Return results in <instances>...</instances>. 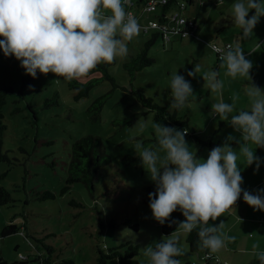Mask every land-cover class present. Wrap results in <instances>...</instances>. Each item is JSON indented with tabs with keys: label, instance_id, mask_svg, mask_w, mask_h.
I'll return each mask as SVG.
<instances>
[{
	"label": "rangeland",
	"instance_id": "obj_1",
	"mask_svg": "<svg viewBox=\"0 0 264 264\" xmlns=\"http://www.w3.org/2000/svg\"><path fill=\"white\" fill-rule=\"evenodd\" d=\"M127 1L128 4L135 1L131 10L139 20L136 0ZM185 1L176 0L177 4L173 3L169 11H177L178 3ZM194 2L195 7L198 6L196 10L187 4V8L180 11L188 17L193 16L196 22L193 33L173 34L169 40L163 41L158 38L148 50V56L154 59V63L138 71L133 81H129L123 63L140 50L147 39L144 33L127 42L128 54L123 58L118 57L109 67L114 88L110 80H103L91 89L87 97L75 101V90L67 86L68 80L52 73H39L24 90L25 100H19L21 95L18 92L6 97L1 110L6 125L1 153L6 158L0 159V186L7 189L13 201L0 206V230L10 223L19 226V230L0 236V258L7 261L25 257L33 259L39 252L43 254V248L36 239L45 237L44 242L54 248L56 261L68 258L76 264H91L95 260L96 247L102 244L116 247L129 241L138 247L137 259L149 262L144 255L145 249L171 236L178 237V246L183 252L182 256L174 259L181 260L182 264L203 263L196 252L189 250L186 233L178 229V223L171 233H163L161 224L152 218L149 205L144 203L146 186L155 188V183L142 166L135 152V143L141 141L146 148L156 144L152 127L155 121L154 114L145 112L133 91L142 89L153 102L165 105L173 112L175 109L170 107V74L176 71L178 75H183L190 82L193 92L184 108L178 109L177 113L187 118L189 126L195 131V138L185 135L195 158L207 160L209 149L204 144L207 139L220 147L227 143L234 152L239 153L243 143L242 133L229 123L231 116L228 120H222L212 113V104L218 102L220 96L208 89L202 75L209 70L219 72L218 78L225 85L223 100L231 103L232 94H239L237 109L248 106V98L244 95L245 85L254 84L264 92V16L252 29V35L240 40L242 30L233 23L230 12L235 0ZM148 15L153 19L152 12ZM226 43L234 46L240 44L245 58L252 63L249 71L251 79L239 76L232 79L224 75L226 69L221 67V61H217L210 46L221 47ZM197 64L201 66V72L189 77L187 72ZM26 76L20 61L14 56L7 58L0 54L1 86H11L17 91L22 78ZM97 76L100 74L96 72L79 81ZM55 91L58 94L57 105L43 108L44 99L50 98ZM107 92L110 95L105 100L99 119L90 120L92 113L87 111L90 103ZM26 101L37 111V123L27 110L12 114L13 109L22 108ZM136 113L138 118L131 125L115 123ZM137 122L146 123L143 132L139 131ZM86 134L101 138L104 150L111 158L110 163L97 171L93 191H88L81 183H73L61 193L65 186L64 162L68 160L69 146ZM229 136L233 139L228 140ZM42 140L50 143H43ZM253 152L260 158L259 168H256L255 162L251 165L243 163L241 158L238 169L243 178L241 189L256 194L264 189V183L255 187L258 181L264 182V147H254ZM46 190L52 193L53 198H43ZM235 208L208 222L210 226L223 222L222 231L236 237V244L226 242V247L215 253L216 264H260L258 252L254 256V252L245 251L249 245L245 242L259 234L261 215L256 213L252 216L243 205ZM125 220L136 223L138 230L130 229ZM258 249L264 251V248ZM109 264L118 263L112 259Z\"/></svg>",
	"mask_w": 264,
	"mask_h": 264
},
{
	"label": "clouds",
	"instance_id": "obj_2",
	"mask_svg": "<svg viewBox=\"0 0 264 264\" xmlns=\"http://www.w3.org/2000/svg\"><path fill=\"white\" fill-rule=\"evenodd\" d=\"M126 2L0 0V37L4 38L0 40V50L6 57L14 56L20 61L25 73L33 78L39 72L52 73L68 81L79 80L100 63L111 64L128 54L127 42L139 35L140 25L144 23L126 12ZM250 10H254L251 17L248 16ZM230 12L233 23L242 30V40L252 35V29L264 16V0H235ZM214 51L218 54L219 59L215 55L217 61L226 69V77L251 79L252 63L245 58L239 43L216 47ZM200 72L201 66L197 64L187 75L192 77ZM170 75V107L182 109L193 92L191 84L176 71ZM202 77L208 89L220 96V100L212 104V113L222 120L231 116L229 123L242 133L239 153L225 143L223 147H214L206 161L197 160L185 140L186 131L154 122L156 144L146 148L137 141L135 152L155 183V192L148 196L152 218L163 224L179 208L185 219L182 222L171 220V223H178V229L185 233L197 230L201 248L213 254L225 248L226 242H234L236 237L222 231L223 222L216 226L208 222L232 208L242 191L245 203L254 210L264 211V195L261 194L264 189L256 194L242 190L243 178L238 169L241 158L243 163L255 162L259 168L260 158L254 155L253 148L264 147V92L254 84L245 85L248 106L237 109L239 94H232L231 103L223 100L225 85L218 78L219 72L209 70ZM234 112L236 114L232 115ZM136 126L143 132L146 123L137 122ZM258 247L254 244L253 251ZM144 255L149 258V264H182L174 257L182 256L183 252L178 246V237L169 236L154 247H147ZM257 255L260 264H264V251Z\"/></svg>",
	"mask_w": 264,
	"mask_h": 264
},
{
	"label": "trees",
	"instance_id": "obj_3",
	"mask_svg": "<svg viewBox=\"0 0 264 264\" xmlns=\"http://www.w3.org/2000/svg\"><path fill=\"white\" fill-rule=\"evenodd\" d=\"M147 0H136L137 13L140 11V8L143 6ZM193 0L185 1L187 4L192 3ZM135 3V1H134ZM134 3L126 2L125 10L127 8L131 9ZM173 3H176V0H167L165 4H162L161 15H157L158 23H164L166 19H164L163 14L169 11V8ZM178 10V9H177ZM171 12V11H169ZM135 13V12H134ZM136 14V13H135ZM254 14V10H250L248 16ZM148 18L142 23H147L151 21V16L148 13L145 14ZM190 18H193L190 16ZM194 19V18H193ZM196 23V22H195ZM196 26V25H195ZM195 28V27H194ZM193 28V29H194ZM192 29V30H193ZM192 30H187L186 35L192 34ZM140 34H146L147 39L142 43L140 50L131 55L129 59L123 63V67L126 71L129 81L134 80V75L142 70L143 68L150 66L154 63V59L148 56L149 48L155 43V41L160 38L161 41L164 40L163 34L160 31H157L156 28H151L148 33L140 30ZM149 34V35H148ZM182 32L179 33L181 35ZM4 39L0 37V40ZM0 54L3 56V50H0ZM6 57V56H5ZM12 56H7L10 58ZM114 63V62H113ZM108 63H100L97 65L95 69H93L86 77L92 75L93 73H99L100 76L90 78L84 82L79 80H72L67 82V86L70 89L75 90V94L73 95V99L75 101L87 97L91 91V89L102 82L103 80H110L112 83L114 82L113 77L109 74V67L113 64ZM219 64V63H218ZM194 66V63L191 64V67ZM218 65L215 66L217 68ZM39 72H37V76ZM34 78L27 75L23 77L21 80V85L19 90L15 91L11 86H1L0 85V159H5L6 156L1 153V144H2V135L4 130L6 129V125L3 121L4 117L1 112L2 107L6 102V97L8 95L14 94L18 92L21 95L19 100H25V92L24 90L27 88L29 83ZM115 87V83H113V88ZM112 88V89H113ZM136 95L137 101L141 104V106L145 109V112H152L154 114L155 123H159L162 126L174 127L177 130L186 131V135L189 137L195 138V131L188 124L187 118H183L178 115V110L175 109L173 112H170L165 105H160L156 102H153L151 97L146 96L142 89H136L133 91ZM110 92L102 94L96 97L87 108L88 112H91L92 115L90 120L96 121L99 119L100 112L103 108L106 98H108ZM57 97L58 94L55 91L50 98L44 99L43 108H49L53 105H57ZM27 110L32 115L33 121L37 123L38 115L37 111L33 108L32 104L28 101L25 102L22 108H15L12 111V114L19 112L21 110ZM138 118V114H133L128 118L117 120L115 123H118L120 126L131 125ZM43 143H50L43 141ZM204 144L208 146L209 152L217 147L215 143H212L209 139L205 140ZM110 156L105 152L104 145L101 138L98 135L86 134L75 139L71 145L69 146L68 151V160L64 162L66 178H65V186L61 189V193L68 190L70 185L73 183H81L88 191H93V183L96 176L97 171L100 167L107 165L110 163ZM156 188L151 186H146L147 194L144 197V203L149 205V193L155 192ZM43 198H53V195L50 191H44ZM155 198V197H153ZM12 198L10 193L6 188L0 186V206L6 205L12 202ZM80 206H82L79 203ZM184 216L181 211L177 208L176 211L170 214V218L165 221V223L161 224V231L165 234L171 233L177 223H171V220H175L177 222L182 221ZM127 226L136 231L138 230V226L136 223H131L129 220L124 221ZM19 230V226L14 223L7 224L2 227L0 230V236L4 237L13 233H16ZM45 238V237H44ZM44 238L36 239L41 247L43 248V254L39 252V255L35 256L33 259H28L27 257L15 261H7L5 259L0 258V264H76L73 260L68 258H63L60 260H54L53 253L54 248L50 244H46L44 242ZM185 241L189 250L192 252H196L197 255L203 260L204 263L201 264H214L213 254L209 252L207 249H202L199 243V238L197 235V230H193L191 233H186ZM96 255L95 260L91 264H109V261L112 259H116L118 264H149V262L139 261L137 259L138 256V247L136 245L131 244L129 241L125 243H121L116 247H107L106 244H102L101 247H96Z\"/></svg>",
	"mask_w": 264,
	"mask_h": 264
},
{
	"label": "built area",
	"instance_id": "obj_4",
	"mask_svg": "<svg viewBox=\"0 0 264 264\" xmlns=\"http://www.w3.org/2000/svg\"><path fill=\"white\" fill-rule=\"evenodd\" d=\"M167 0H147L145 1V3L143 4V6L140 8V11H143V13H151L153 15V20L148 21L147 23L141 24V30L143 32L148 33V31L150 32L151 28H156L157 31H160L163 34L164 39L169 40L170 36L173 34H179L180 32H182L181 35H185L187 30H192L196 23L195 20L193 18H190L184 14H182L180 11L185 9L186 7V2H180L178 3V10L177 11H171V12H166L165 14H163L164 19H166V21L164 23H158V17L157 15H161V8H162V4H165ZM200 3H202V0H199ZM177 4V3H176ZM126 12L131 13L132 15L135 16V13L127 8ZM148 13V14H149ZM136 17V16H135ZM229 43H226L224 46H221V48L225 47L226 45H228ZM216 45H212L210 46V49L215 53L217 59L218 58V54L214 51V48H216ZM213 260L217 261V258H215L213 256ZM204 263V262H203Z\"/></svg>",
	"mask_w": 264,
	"mask_h": 264
},
{
	"label": "crops",
	"instance_id": "obj_5",
	"mask_svg": "<svg viewBox=\"0 0 264 264\" xmlns=\"http://www.w3.org/2000/svg\"><path fill=\"white\" fill-rule=\"evenodd\" d=\"M189 7H193L194 10H196L198 8V6L195 7L194 0L192 1V3L189 4ZM186 8H187V4H186ZM136 11H138L137 8H136ZM138 13H139V21L142 22V21H145V20L148 19L145 16V13H143V11H139ZM191 17H193V16H191ZM261 183H264V182L258 181L255 184V187L258 186V185H260ZM252 194H255V193H252ZM261 194L264 195V193H261ZM241 195L243 196V191L241 192ZM239 205H243L244 207H246V209L248 210L247 213H251L252 216H254L256 213H259L261 215V218H262V220L259 221V226H258L259 234L255 238H252V239H249L248 238V240L245 243H248L249 245H248V249H245V251L254 252L253 251V245L254 244H257L259 246L258 248H264V219H263V217H264V211L254 210L251 206H249L247 203L244 202L243 197L238 198L237 201H236V203L232 207L235 208V207H238ZM234 242L236 244V240ZM262 250H264V249H262ZM260 251L261 250L258 249V251H257V249H256L255 252H260ZM255 252H254V256H256V253ZM213 254L215 255V253H213ZM238 262H241V261H238Z\"/></svg>",
	"mask_w": 264,
	"mask_h": 264
}]
</instances>
